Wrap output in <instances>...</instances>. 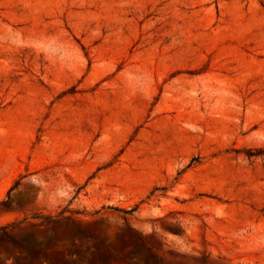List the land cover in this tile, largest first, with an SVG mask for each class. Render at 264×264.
Segmentation results:
<instances>
[{
  "label": "rangeland",
  "instance_id": "1",
  "mask_svg": "<svg viewBox=\"0 0 264 264\" xmlns=\"http://www.w3.org/2000/svg\"><path fill=\"white\" fill-rule=\"evenodd\" d=\"M14 222L35 264H264V0H0Z\"/></svg>",
  "mask_w": 264,
  "mask_h": 264
},
{
  "label": "trees",
  "instance_id": "2",
  "mask_svg": "<svg viewBox=\"0 0 264 264\" xmlns=\"http://www.w3.org/2000/svg\"><path fill=\"white\" fill-rule=\"evenodd\" d=\"M5 202H3L4 204ZM22 222H14L7 225L0 226V240L9 243L13 248H18L25 251L30 256V263L35 264V261L39 259L41 256H45V251L40 249L38 246L33 245V243H29L24 245L23 242L15 236L14 229L21 225ZM20 257H17L19 260Z\"/></svg>",
  "mask_w": 264,
  "mask_h": 264
}]
</instances>
